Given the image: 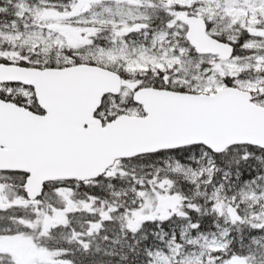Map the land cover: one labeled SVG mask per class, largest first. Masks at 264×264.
<instances>
[{
  "label": "snow or ice",
  "instance_id": "obj_1",
  "mask_svg": "<svg viewBox=\"0 0 264 264\" xmlns=\"http://www.w3.org/2000/svg\"><path fill=\"white\" fill-rule=\"evenodd\" d=\"M0 264H264V0H0Z\"/></svg>",
  "mask_w": 264,
  "mask_h": 264
}]
</instances>
